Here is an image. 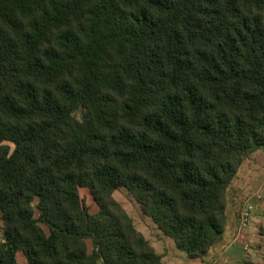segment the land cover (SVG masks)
I'll return each instance as SVG.
<instances>
[{"label": "trees", "instance_id": "obj_1", "mask_svg": "<svg viewBox=\"0 0 264 264\" xmlns=\"http://www.w3.org/2000/svg\"><path fill=\"white\" fill-rule=\"evenodd\" d=\"M262 149L264 0H0V264L202 258Z\"/></svg>", "mask_w": 264, "mask_h": 264}, {"label": "crops", "instance_id": "obj_2", "mask_svg": "<svg viewBox=\"0 0 264 264\" xmlns=\"http://www.w3.org/2000/svg\"><path fill=\"white\" fill-rule=\"evenodd\" d=\"M248 161V166L246 163L242 166L228 191V226L220 246L206 254L210 257L190 259L182 251L179 253L163 248V244L168 241L158 229L155 228L157 233L154 241L139 229L162 256L164 264H218L221 261L255 263L258 255L256 251V255H250L248 245L260 237L263 240L260 241V248L264 249V149L256 152ZM258 195H262V198L259 199ZM246 212L250 214L251 221L249 226L241 227V218ZM22 264H27V260Z\"/></svg>", "mask_w": 264, "mask_h": 264}, {"label": "rangeland", "instance_id": "obj_3", "mask_svg": "<svg viewBox=\"0 0 264 264\" xmlns=\"http://www.w3.org/2000/svg\"><path fill=\"white\" fill-rule=\"evenodd\" d=\"M249 161H246V166H248ZM81 195L82 198L87 202V204L89 205V209L90 212L94 213L97 209V206L95 204V202L93 201L92 197L90 196V193L88 190H81ZM115 199L124 207V209L127 211V213L131 216V218L133 219L135 226L137 227V229H141L146 236L154 241L156 233H157V226L156 224L152 221L151 218H149L148 216H146L142 209L140 208V206L138 205V203L135 201V199L132 197V195L124 188H120L118 191L115 192L114 194ZM34 206L36 208V218L39 217V211L37 209V201L34 202ZM0 226H1V221H0ZM44 229L48 232V228L46 226H44ZM156 228V229H155ZM158 231H160L158 229ZM161 232V231H160ZM162 233V232H161ZM162 235L165 237V239L168 241L167 243L163 244V248L166 249H170V251L174 250V251H180L179 253H181V250L178 249V247L176 246V243L174 242L173 239L165 236L163 233ZM261 240L260 237L255 238V240H253V242L248 245V250H250V255H256L257 253V258L255 259V263H250V264H264V249L262 250L261 247ZM88 245H89V249L90 251L93 250V245L91 241H88ZM162 247V246H161ZM264 248V247H263ZM256 251V253H255ZM182 253H184L182 251ZM206 257H210L205 255ZM203 256V257H205ZM26 259L25 255L23 252H18L17 253V262L18 264H22V262ZM218 264H237L236 262H219Z\"/></svg>", "mask_w": 264, "mask_h": 264}, {"label": "built area", "instance_id": "obj_4", "mask_svg": "<svg viewBox=\"0 0 264 264\" xmlns=\"http://www.w3.org/2000/svg\"><path fill=\"white\" fill-rule=\"evenodd\" d=\"M259 199L262 198V195L257 196ZM250 214L248 212L244 213L241 218V227H247L250 224Z\"/></svg>", "mask_w": 264, "mask_h": 264}]
</instances>
